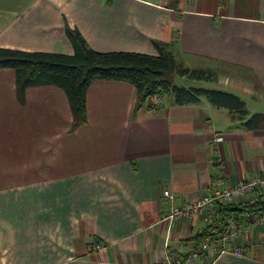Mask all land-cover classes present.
Returning <instances> with one entry per match:
<instances>
[{
	"label": "crops",
	"instance_id": "obj_1",
	"mask_svg": "<svg viewBox=\"0 0 264 264\" xmlns=\"http://www.w3.org/2000/svg\"><path fill=\"white\" fill-rule=\"evenodd\" d=\"M67 28L97 51L157 54L160 42L189 68H246L254 87L215 88L264 113V0H0V47L71 54ZM6 73L13 87V68H0V83ZM47 88L52 108L41 100ZM20 95L11 104L17 123L0 130V264L160 261L165 240L176 255L179 241L192 247L206 226L197 217L165 219L170 206L195 200L212 180L227 186L264 175V129L243 128L204 98L165 106L148 98L136 110L130 83L95 79L87 119L72 128L60 87L33 85ZM213 132L218 143L208 140ZM241 240L251 243L249 257L227 252L210 264H264V225Z\"/></svg>",
	"mask_w": 264,
	"mask_h": 264
},
{
	"label": "trees",
	"instance_id": "obj_2",
	"mask_svg": "<svg viewBox=\"0 0 264 264\" xmlns=\"http://www.w3.org/2000/svg\"><path fill=\"white\" fill-rule=\"evenodd\" d=\"M66 34L73 53L0 47V68L14 69L19 94H23L26 87L33 85L53 84L60 87L71 109L72 128L87 119L86 92L91 83L95 79H113L128 82L134 87L135 109L160 92L166 93L169 102L176 105L197 103L204 98L215 107L233 112L243 128L264 129V113L250 112L245 100L238 94L222 88L179 84L166 78L164 72L169 70H175L181 77L197 80L208 79L210 74L202 69L177 64L164 43H155L157 54L124 50L97 51L87 45L76 29L67 28ZM244 208L263 212L264 200L254 204L230 203L220 206L213 222L191 239L196 243L202 239H213L225 225L224 215L233 213L241 220ZM181 260L184 262L185 257L182 256Z\"/></svg>",
	"mask_w": 264,
	"mask_h": 264
},
{
	"label": "built area",
	"instance_id": "obj_3",
	"mask_svg": "<svg viewBox=\"0 0 264 264\" xmlns=\"http://www.w3.org/2000/svg\"><path fill=\"white\" fill-rule=\"evenodd\" d=\"M222 136L218 134L213 141H220ZM162 194L169 201L174 200V193L169 188H163ZM264 200V175H256L246 179H239L232 185L218 186L215 181H210L208 190L188 203L180 206L172 205L167 210L164 218L173 221L181 217L200 218L206 225L213 222L218 215L220 206L230 203L254 204L259 200ZM224 227L215 234L213 239H202L192 247H187L184 241L176 244V255H172L168 240L164 241V258L157 262L148 264H189L191 261H198L208 254L210 263L222 253H232L236 256L247 254L251 248V243H231L238 241L245 232H250L254 228L264 225V211L257 212L244 208L241 212V220L233 213L224 215ZM233 240V241H232ZM100 242L94 244V248H102ZM185 257V261L181 257Z\"/></svg>",
	"mask_w": 264,
	"mask_h": 264
},
{
	"label": "rangeland",
	"instance_id": "obj_4",
	"mask_svg": "<svg viewBox=\"0 0 264 264\" xmlns=\"http://www.w3.org/2000/svg\"><path fill=\"white\" fill-rule=\"evenodd\" d=\"M176 32L177 31H175V33ZM177 61H176L177 64L182 65L181 64L182 61L180 59H177ZM243 69H244L243 71L241 70V68L227 70V69H224L223 66H219L218 69L214 70L215 72L206 70L207 72H212L210 74V78H208V79H200V80H197V79H194V78L181 77V76L176 74L175 70L166 71V72H164V75L171 82H176V83H179V84H186V85H196V86H204V87H210V86L211 87H217L218 83H223L224 82L226 84V86H230V87H236L237 85H239V86L240 85H243V86L247 85V86H253L254 87L256 85V83H254L255 76L253 77V74H251L250 70H246V68H243ZM218 70L221 73V75H223V77L221 78L222 81L218 80V78L216 77L217 74L219 73ZM251 81H253V82H251ZM10 83L11 82H9V76L6 73L4 79L0 83V130L1 129L3 130L5 128H7V127H11V126L15 125L16 115H15V119H14V116H13V113H12L11 104L13 103V100L19 101L21 103L22 98H23V96H21L16 91V89H17L16 81H15V84L12 85L13 87H11L9 85ZM257 83H259V82H257ZM47 90L50 93L47 92V91H43L42 94H41L42 95L41 100H44L46 102V104H48V106L52 108L54 106V102H55V92L52 89H50V88H47ZM52 93H54V94H52ZM16 98H17V100H16ZM150 100L156 106H165V105H167L169 103L168 95L166 93H163V92L154 94L150 98ZM253 103L255 105H258L256 102H253ZM60 106H63V105L60 104L58 106V108H56V109H59ZM68 106H69V103H68ZM257 107H259L261 109L264 108L262 105H259ZM71 121L73 122L72 114H71ZM215 136H218V134L216 132H213V135H211L208 138L210 143L214 144V143H218L219 142V141H216V142L213 141V138ZM56 156H57V160H58L59 159V153ZM45 179H47V177L41 178L40 180H45ZM181 218H188V217H181ZM255 232L256 231H254L253 233H255ZM241 238H239L238 241H233L232 240L233 242H231V243H242L241 241H244V240H241ZM250 252L251 251L248 250L247 254H245L243 256H247L248 255V257H249ZM208 256L209 255L206 254L205 256H203L200 259V261L198 260L197 262H200L201 264H210V260H209L210 258Z\"/></svg>",
	"mask_w": 264,
	"mask_h": 264
}]
</instances>
